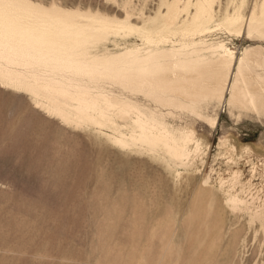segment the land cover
Listing matches in <instances>:
<instances>
[{
	"label": "rangeland",
	"instance_id": "374dc122",
	"mask_svg": "<svg viewBox=\"0 0 264 264\" xmlns=\"http://www.w3.org/2000/svg\"><path fill=\"white\" fill-rule=\"evenodd\" d=\"M177 1L26 0L79 18L88 34L106 27L103 47L115 54L141 47L135 28L169 7L179 8L181 22L194 16L199 0ZM240 1L215 0L210 13L222 15ZM243 1V33L228 37L236 56L264 52L263 40L246 33L247 18L264 21V0ZM47 96L0 84V264H264V225L249 222L243 204L225 196L264 203L263 117L242 112L237 120L223 102L214 125L206 117L184 119L187 140L176 148L182 160L165 167L117 148L111 132L87 117L60 115L54 107L62 103ZM84 97L92 106L99 101Z\"/></svg>",
	"mask_w": 264,
	"mask_h": 264
},
{
	"label": "bare ground",
	"instance_id": "6f19581e",
	"mask_svg": "<svg viewBox=\"0 0 264 264\" xmlns=\"http://www.w3.org/2000/svg\"><path fill=\"white\" fill-rule=\"evenodd\" d=\"M214 1L199 0L194 16L182 22L176 5L167 8L164 16L145 20L141 28H135L141 47L115 54L103 47L106 27L88 34L74 16L48 11L26 0H0V84L48 95V103H62L53 106L60 115L84 116L101 130H109L117 148L157 159L165 167L175 166L182 156L176 148L187 140L184 119L188 123L206 117L214 125V109L223 102L236 119L247 112L264 118V52L241 49L236 56L228 47V37L239 38L243 33L244 1L230 10L228 3L222 15H213ZM247 21L246 33L264 42V21L254 15ZM252 84L259 88L253 90ZM88 94L98 96L96 105L89 103V96L84 97ZM209 107L212 115L207 112ZM87 110L98 112L101 119L94 121L96 117L86 114ZM225 196L233 206L243 204L249 222L257 219L264 225V203L254 207L238 193L226 192Z\"/></svg>",
	"mask_w": 264,
	"mask_h": 264
}]
</instances>
